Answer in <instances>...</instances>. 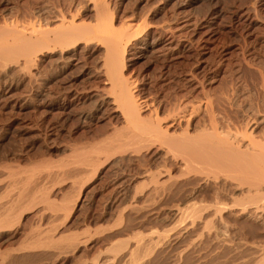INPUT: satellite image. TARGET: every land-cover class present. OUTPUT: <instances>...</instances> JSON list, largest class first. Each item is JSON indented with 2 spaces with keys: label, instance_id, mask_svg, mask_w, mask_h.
<instances>
[{
  "label": "rangeland",
  "instance_id": "rangeland-1",
  "mask_svg": "<svg viewBox=\"0 0 264 264\" xmlns=\"http://www.w3.org/2000/svg\"><path fill=\"white\" fill-rule=\"evenodd\" d=\"M95 1L0 0V264H264V180L189 162L207 104L264 138V0ZM72 19L84 38L55 41ZM108 20L136 25L123 75L165 138L121 123Z\"/></svg>",
  "mask_w": 264,
  "mask_h": 264
},
{
  "label": "bare ground",
  "instance_id": "bare-ground-1",
  "mask_svg": "<svg viewBox=\"0 0 264 264\" xmlns=\"http://www.w3.org/2000/svg\"><path fill=\"white\" fill-rule=\"evenodd\" d=\"M99 4H100V1H99ZM103 4H104V2H101V4H100L101 6L99 5L100 8H101L100 12H102V15H103V11H104L105 6H106V4H105V6ZM108 21H110V20H108ZM63 22H65V21L63 20L62 23ZM63 25H64V23H63ZM69 25L70 26L68 27L67 31H65L62 34L60 33L56 37L57 40L55 39V41H58V43L61 41V43L63 42L62 44H65V42L67 40H71V38H73V37H75L77 35L79 36V34L82 37L84 36L83 34L81 35L80 26H76L75 19H72V22L69 23ZM135 28H136V25H135ZM135 28H134V25L132 24V25H129L124 30L117 31L114 28V22L113 21H110V23L104 24L100 28V31H98V33H97L98 34V37L101 38V40L103 39L102 42L105 41V43L107 45V49H106V46H105V49H106V52H107V56H108L107 57V59H108L107 60V67H108V69L110 71L109 72L110 73L109 77H110V80L112 81L113 89L115 90V93H116L115 102L118 105L117 106V110H120L121 123L124 126L126 125L127 126V127L125 126L126 128L131 127L135 131V132H133V130H132V133H131V136H130V138L132 140H136V141L137 140H141L142 141L144 139L154 138V137L155 138L156 137H158V138L159 137L160 138H165L166 132L163 131L162 127L160 126V123L159 124L157 123L159 121L158 120L155 121L156 119H158L157 118L158 115H155L156 116L155 117V120H150V122H149V120H148V122L145 121V116H144L145 115V112H146L145 110H147L148 104H151L150 99L148 98V96H143V95L137 94L132 89V87H130L132 83L129 85V83L125 80L124 75H123V67H124V56H123V54L124 53H122V49H123L122 46L124 44H126V42L128 41L129 37H131V35L134 33L133 31L135 30ZM131 32H132V34H131ZM47 33L44 32V31L41 32L39 34L40 37L37 38L36 41L42 40L43 38H45V36L47 37ZM90 34H92V33L90 32ZM36 44H37V42H36ZM71 44H69V45H71ZM32 48H34V47H32ZM25 55H27V53ZM202 109H203L202 107L201 108L200 107H197V108L196 107H192V111L194 112V114H195V111L197 112V111L202 110ZM211 109L212 108H211V105L210 104H207L206 106L204 105V110H206V112L208 114V117H209V127H210V128L209 127L207 128L209 130L204 129V131H203L204 132V139H205V141L203 140V138H201L202 140L199 139L200 141L198 140V138L197 139L196 138H192L191 139L192 141H194V140L197 141L198 140V142H196L194 144L191 141V143L194 144V145L190 146V145H187L188 144V140H190V138L188 140H186V138H185L183 142H185V141H187V142L183 143V145H182V146H185V147L183 148L180 145L183 148L182 150L184 151L187 148V146H190V147H193V148L195 147L196 151H198V152L197 153H194V152H196L195 149H194V151H192L194 153V155L191 156V157H194L195 154H200L201 153L203 155L202 156L203 160L205 159L204 161L207 164H209L208 165L209 167L212 168V166H214V167L217 166V168H219L218 166H220V168H223L224 170L225 169L227 170L228 168H230L228 170H229V172H230V170L232 171L231 172L232 175L233 174L235 175V173H236L237 176H240V177H242L245 180L247 179V182H248V179L250 181H252V183H253V181H258L259 182V180L260 181L262 179L264 180V140H262L264 138L257 140V138H255L254 137V134H253V129L254 128H250V129H248V128H244V129L243 128L242 129L235 128L234 130H232V129H229L230 128L229 127V128H227L229 130H227V131L226 130H223L224 127L222 128V126H220L221 124L216 120V118H215V116L213 114L214 112H212ZM186 111H187V107H184L179 112L177 111L178 113L176 115H174V116H176L181 121V119L186 118V114H185V113H187ZM187 127H188V124H187ZM205 130H207V132H205ZM185 132L188 133V129ZM246 135H249V136H246ZM198 137H203V134L200 135V136H198ZM158 138H157V140H158ZM166 139L169 141V136H167ZM166 139H165V142L167 141ZM159 141H160V139H159ZM179 143L182 144V140L179 141V142H177V143H175V146L179 147L178 146ZM118 144H120V143L118 142ZM129 145H131V144H129ZM109 148H111V147H109ZM177 149H179V148H177ZM187 150H188L187 151V154L191 155V153L189 151V148ZM191 157H188V159H190ZM196 157H197V155L195 156L194 159L191 158L189 162H191V160L192 161L194 160L196 162V160H197V162L199 163L198 158L196 159ZM204 161L202 162V164L204 163ZM189 164L191 165V163H189ZM205 164H203V166ZM185 165L187 166V164H185ZM199 165L197 167H199ZM208 166L202 167V168H204L203 171H205V169H206V171L208 170L207 172H210L211 173L213 171L214 173H216V171L220 170V169H216V168H214V169H216L215 171H214V169H211V168L209 170V168L207 169ZM221 166H223V167H221ZM223 169H221V171H218V172L219 173L220 172L222 173L223 172L222 171ZM228 170L226 172H224V173H227L228 174L229 173ZM210 173H208V174H210ZM201 174H203V172ZM204 174H206V173L204 172ZM229 175H231V174L229 173L228 176ZM239 186H241V185H239ZM251 187L253 188V186H251ZM258 188H260V187H257L256 189H258ZM250 189L251 188H249V190ZM43 196H44V200L45 201L49 200L48 197H47L48 195H43ZM21 204H20L19 197L17 199H14L13 198V200L11 201V206H12L11 207V211L12 212L14 211L13 209H15L14 206H16V205H19L18 207L21 206L22 208H24V206H22ZM18 207L16 206V208H18ZM21 207L19 208V210L22 211V208ZM24 211H25V209L23 210V212ZM3 224L4 223H2V226H4ZM5 226H8V225L5 224ZM1 227H0V230H2ZM5 228H8V227H5ZM107 230H110V229H105V228L102 229V228H99V229H97V234H99V233L102 234V233H104ZM136 237H140V235L139 236H136ZM50 242H48V243L50 244Z\"/></svg>",
  "mask_w": 264,
  "mask_h": 264
}]
</instances>
